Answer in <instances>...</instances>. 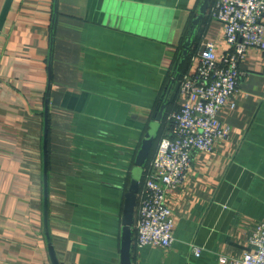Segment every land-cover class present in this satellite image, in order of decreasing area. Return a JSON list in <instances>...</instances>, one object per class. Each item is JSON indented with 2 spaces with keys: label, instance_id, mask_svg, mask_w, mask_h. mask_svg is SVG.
Here are the masks:
<instances>
[{
  "label": "crops",
  "instance_id": "0c3cea01",
  "mask_svg": "<svg viewBox=\"0 0 264 264\" xmlns=\"http://www.w3.org/2000/svg\"><path fill=\"white\" fill-rule=\"evenodd\" d=\"M203 2L13 1L0 35V264H51L46 188L60 264H120L125 194L157 108L167 119L185 103L180 81L205 43L229 50L213 0L194 24ZM239 67L235 106L218 113L228 139L194 154L168 195L175 242L133 243L132 264H234L252 250L264 222V51L249 48Z\"/></svg>",
  "mask_w": 264,
  "mask_h": 264
},
{
  "label": "built area",
  "instance_id": "2783aa9c",
  "mask_svg": "<svg viewBox=\"0 0 264 264\" xmlns=\"http://www.w3.org/2000/svg\"><path fill=\"white\" fill-rule=\"evenodd\" d=\"M210 16L223 25L229 50L218 56L215 44L205 43L196 71L180 81L185 103L167 116L171 131L144 168L138 193L133 228L140 248L170 247L175 242L168 195L187 181L194 154L211 153L228 139L229 127L218 113L235 106L242 78L239 66L247 50L264 51V0H213ZM249 245L252 250L234 264H264V222L257 224ZM193 252L201 254L196 247Z\"/></svg>",
  "mask_w": 264,
  "mask_h": 264
},
{
  "label": "water",
  "instance_id": "95a60500",
  "mask_svg": "<svg viewBox=\"0 0 264 264\" xmlns=\"http://www.w3.org/2000/svg\"><path fill=\"white\" fill-rule=\"evenodd\" d=\"M14 0H5L3 8L0 13V35L3 30L4 24L7 20L9 12L11 10ZM210 0H204L199 9V15L194 20V24L198 25L205 15L207 8L209 6ZM191 37H188L184 44L183 54L186 55L191 44ZM49 95V92H48ZM48 97V96H47ZM48 102V99H47ZM166 105L162 104L157 116L153 122L149 125V129L145 133L140 148L137 152L135 159V166L131 172V180L129 188L125 194L124 206H123V218H122V235H121V247H120V264H132V249H133V227L135 220V211L138 200V193L144 173V166L148 160L151 148L155 142L157 132L161 125V122L164 117ZM44 153H45V162L47 163V127H46V136L44 142ZM45 182L47 184V169L45 168L44 174ZM45 235L48 243V252L51 264H60L57 254L51 239V234L49 231L48 224V193L47 188L45 191Z\"/></svg>",
  "mask_w": 264,
  "mask_h": 264
},
{
  "label": "trees",
  "instance_id": "16d2710c",
  "mask_svg": "<svg viewBox=\"0 0 264 264\" xmlns=\"http://www.w3.org/2000/svg\"><path fill=\"white\" fill-rule=\"evenodd\" d=\"M187 58V57H186ZM184 61H186V60H184ZM183 61V62H184ZM182 62V63H183ZM159 109L160 108H157V110H156V114H157V112L159 111ZM166 117H165V115H164V117H163V120H162V122H161V125H160V127H159V130H158V132H157V136H156V139H155V142H154V144H153V146H152V148H151V151H150V154H149V157H148V160H147V162H146V165L144 166V168L148 165V163L152 160V158L154 157V155H155V153H156V151H157V147H158V144H159V142H160V140H161V138L163 137V136H165V135H167V133H169L171 130V128H170V126L166 123ZM139 148H140V145H139V147H138V149H137V152H138V150H139ZM144 177V176H143ZM143 177H142V179H143ZM135 239H136V232H135V230H134V228H133V243L135 242Z\"/></svg>",
  "mask_w": 264,
  "mask_h": 264
}]
</instances>
